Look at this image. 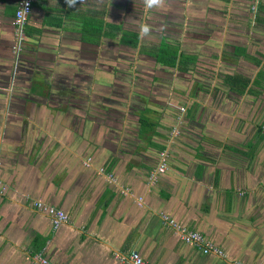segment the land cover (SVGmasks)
Listing matches in <instances>:
<instances>
[{
    "label": "crops",
    "instance_id": "obj_1",
    "mask_svg": "<svg viewBox=\"0 0 264 264\" xmlns=\"http://www.w3.org/2000/svg\"><path fill=\"white\" fill-rule=\"evenodd\" d=\"M18 1L0 0V264H36L41 250L61 264H132V251L149 264H264V0H35L15 54ZM114 16L122 33L137 21L152 32L135 48L121 31L111 40ZM165 43L189 61L159 62ZM33 202L69 222L54 231ZM162 215L226 257L182 242Z\"/></svg>",
    "mask_w": 264,
    "mask_h": 264
},
{
    "label": "built area",
    "instance_id": "obj_2",
    "mask_svg": "<svg viewBox=\"0 0 264 264\" xmlns=\"http://www.w3.org/2000/svg\"><path fill=\"white\" fill-rule=\"evenodd\" d=\"M34 1L35 0H19L17 3L14 21H13L14 27L16 29V33H15L16 44L13 48L15 54H18V52H20L21 46L25 41L24 27L32 13ZM253 1L254 4L252 6V9L254 10L256 8V4H258L260 0H253ZM181 110L183 111L184 108H181ZM178 133H179L178 129L174 128L173 135L177 136ZM90 161L91 160L85 161L84 166L89 167ZM168 165H169V153L165 149L159 153V162L157 167L153 168L149 172L148 182L150 185L156 184L159 176L166 173L168 169ZM100 172L104 173V169L100 168ZM107 176L110 180L114 181V177L112 174H107ZM7 190H8L7 186L0 180V197H3L6 194ZM142 201H143L142 198H140L139 204L140 203L142 204ZM33 207L40 212L46 213L51 218V223L54 231H56L62 225L67 224L69 222V216L61 209L44 205L42 202H33ZM162 217L164 223L167 226L171 227L176 232V234L179 236L182 242L199 248L202 251V253L205 255L213 254L221 258L226 257L224 251L221 248L216 246L213 242L207 239L200 232L189 230L166 215H162ZM128 258L132 264H149L136 251H132L129 254ZM33 260L36 264H61L59 262L49 260L45 256L44 250H41L40 252L36 253L33 256Z\"/></svg>",
    "mask_w": 264,
    "mask_h": 264
},
{
    "label": "trees",
    "instance_id": "obj_3",
    "mask_svg": "<svg viewBox=\"0 0 264 264\" xmlns=\"http://www.w3.org/2000/svg\"><path fill=\"white\" fill-rule=\"evenodd\" d=\"M118 27L111 23V38L116 37L118 35L117 31ZM102 30L100 29V32ZM103 35L101 32L100 35ZM99 36V34H98ZM120 42L124 45L131 46L132 48H135L139 44V35L137 33H130V32H124L121 34ZM190 58H184L180 55H178V51L175 48V46H172L170 43H165L161 45L159 52L157 53V60L159 62H162L163 64L167 66H176L181 65L184 62H188ZM227 84L231 85L234 89H239L241 83L244 85L242 88H245L248 85V82L239 78V77H227L226 78Z\"/></svg>",
    "mask_w": 264,
    "mask_h": 264
},
{
    "label": "clouds",
    "instance_id": "obj_4",
    "mask_svg": "<svg viewBox=\"0 0 264 264\" xmlns=\"http://www.w3.org/2000/svg\"><path fill=\"white\" fill-rule=\"evenodd\" d=\"M69 8H74L78 3L83 4L84 0H65ZM165 0H143L146 9H159L164 6ZM139 39L143 41L152 32V26L146 22L137 21Z\"/></svg>",
    "mask_w": 264,
    "mask_h": 264
},
{
    "label": "flooded vegetation",
    "instance_id": "obj_5",
    "mask_svg": "<svg viewBox=\"0 0 264 264\" xmlns=\"http://www.w3.org/2000/svg\"><path fill=\"white\" fill-rule=\"evenodd\" d=\"M115 20H116V22L118 23V25L120 26L118 29H117V31L118 32H120L121 31V34H122V31H123V28L125 27V23L123 22V20H124V16L122 17V19L123 20H121V19H119V17H117V16H114L113 17ZM118 25H116V26H118ZM114 39L116 38V37H113ZM113 38L111 39V40H113ZM113 45L111 46V47H114V48H116V46H114V42H111ZM115 44H118V43H115ZM23 45V44H22ZM22 48H23V46H21V49H20V51L22 50ZM21 56V55H20ZM19 57V56H18ZM153 65V64H152Z\"/></svg>",
    "mask_w": 264,
    "mask_h": 264
}]
</instances>
